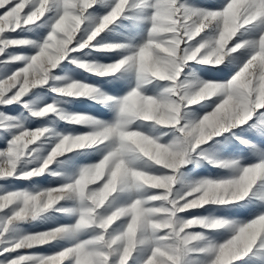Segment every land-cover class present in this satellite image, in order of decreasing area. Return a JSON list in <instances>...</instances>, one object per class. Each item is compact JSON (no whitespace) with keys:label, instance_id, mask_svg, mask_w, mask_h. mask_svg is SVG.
Returning a JSON list of instances; mask_svg holds the SVG:
<instances>
[{"label":"snow or ice","instance_id":"6c2138e0","mask_svg":"<svg viewBox=\"0 0 264 264\" xmlns=\"http://www.w3.org/2000/svg\"><path fill=\"white\" fill-rule=\"evenodd\" d=\"M0 264H264V0H0Z\"/></svg>","mask_w":264,"mask_h":264},{"label":"rangeland","instance_id":"374dc122","mask_svg":"<svg viewBox=\"0 0 264 264\" xmlns=\"http://www.w3.org/2000/svg\"><path fill=\"white\" fill-rule=\"evenodd\" d=\"M194 2L201 3L202 0H194ZM97 82L102 83V81H97ZM72 107H73L74 111H87V112L92 113L93 115L102 116V117L106 116L105 109L101 108L99 105H93V104H90V103H83V104L73 105ZM240 148L242 149L243 146L241 145ZM233 150L234 149H233L232 145H228L225 148V151L228 152V153L233 152ZM196 171L198 173H200L201 175H207V174L213 173V172H215L217 170L215 168H213L211 165H206L204 168L197 169ZM16 186L17 187H26L27 184H26V182H18ZM191 211L194 212V213L202 214V210L193 209ZM40 227L41 226L39 224L24 225L25 230H28V231L39 230ZM39 251L47 252V251H49V249L45 246V247L40 248Z\"/></svg>","mask_w":264,"mask_h":264}]
</instances>
